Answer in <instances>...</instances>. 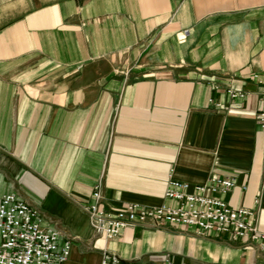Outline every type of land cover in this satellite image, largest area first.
I'll return each instance as SVG.
<instances>
[{"label": "crops", "instance_id": "0c3cea01", "mask_svg": "<svg viewBox=\"0 0 264 264\" xmlns=\"http://www.w3.org/2000/svg\"><path fill=\"white\" fill-rule=\"evenodd\" d=\"M262 93L264 0H0V197L70 241L64 264H264L257 244L191 226L105 239L84 210L97 185L116 210L175 205L170 179L232 176L226 202L264 233Z\"/></svg>", "mask_w": 264, "mask_h": 264}, {"label": "built area", "instance_id": "2783aa9c", "mask_svg": "<svg viewBox=\"0 0 264 264\" xmlns=\"http://www.w3.org/2000/svg\"><path fill=\"white\" fill-rule=\"evenodd\" d=\"M230 99H241L245 92L227 88ZM264 100V93H262ZM220 106V104H216ZM264 129V109L257 113ZM237 185L232 176L210 175L195 185L170 179L164 196L175 202L146 206L136 202L108 210L101 202L100 186L92 191L94 202L84 207L95 231L105 239H114L124 228L139 225L194 227L200 235L244 239L264 251V233L257 225V212L247 207H231L225 196ZM245 187L243 186V189ZM257 202V200H256ZM37 208L14 194L0 197V264H64L70 255L68 240L59 241L58 231H46L40 224ZM100 264H122L118 256L105 255ZM169 264V262H167Z\"/></svg>", "mask_w": 264, "mask_h": 264}]
</instances>
